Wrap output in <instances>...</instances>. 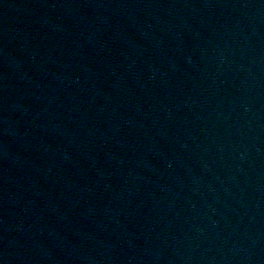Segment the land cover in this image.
I'll use <instances>...</instances> for the list:
<instances>
[{"label": "water", "instance_id": "obj_1", "mask_svg": "<svg viewBox=\"0 0 264 264\" xmlns=\"http://www.w3.org/2000/svg\"><path fill=\"white\" fill-rule=\"evenodd\" d=\"M0 264H264V0H0Z\"/></svg>", "mask_w": 264, "mask_h": 264}]
</instances>
